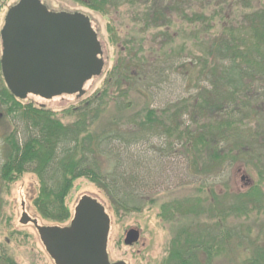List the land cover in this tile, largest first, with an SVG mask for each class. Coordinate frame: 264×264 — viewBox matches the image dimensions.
<instances>
[{
  "label": "trees",
  "instance_id": "1",
  "mask_svg": "<svg viewBox=\"0 0 264 264\" xmlns=\"http://www.w3.org/2000/svg\"><path fill=\"white\" fill-rule=\"evenodd\" d=\"M10 1L0 0V22ZM73 1L103 16L128 6L134 24L143 23V33L158 31L154 40L159 44L152 47L153 55L138 58L137 54L144 52L143 42L135 53L134 43H126V56L107 73L102 90L82 106L65 111L75 119L69 125L63 124L44 106L23 104L4 82L0 87V107L4 110L2 116L11 121L13 132L2 141L5 158L0 163V182L12 184L25 174L35 175L39 188L33 208L42 220L57 226L73 218L68 197L76 181L81 179L104 190L118 211L137 213L142 210L138 199L157 185L151 170L140 160L125 159V151L144 145L152 137L162 140L166 136L169 142L162 146L169 147L170 152L175 147L181 148L184 155L190 156L187 163L193 168L194 176L203 180L199 190L209 187L206 183L212 178L217 179L226 192L219 197L211 189L215 196L213 202L187 199L161 207V216L166 220L180 213L207 215L209 220L216 221V225L198 229L196 234L184 230L185 236L180 235L173 243L175 249L165 264H213L219 252L232 251L233 233L225 232L219 240L221 222L261 211L264 205V8L255 11V0ZM190 1L215 4L218 10L212 15L189 14ZM12 6H8V10ZM236 9L244 11V24L239 29L230 25L216 32L209 40L205 57H197L187 49L202 67L201 80L192 83L196 92L190 99L168 103L162 109L137 112L132 121L135 125L127 133L126 130L94 132L105 112V99L110 90L123 92L133 86L151 96L163 84H168L169 71L176 72L177 66L180 68L186 44L179 46L178 51L173 49L172 39L176 33L171 35L170 32L177 21L180 27L183 23L192 27L200 24V30L210 34L224 10L231 11V17ZM109 32L111 42L116 44L111 26ZM117 108L127 111L131 105L120 103ZM185 113H190L192 129L185 124ZM101 156L112 159L113 167L105 172L98 162ZM252 161L259 165L256 167L258 181L245 191L230 192L227 182L221 181L222 177L227 178L226 170L241 162L252 166ZM250 245L252 247V243ZM5 249L0 248V264H16ZM245 264H264V247L256 240L252 258Z\"/></svg>",
  "mask_w": 264,
  "mask_h": 264
},
{
  "label": "rangeland",
  "instance_id": "2",
  "mask_svg": "<svg viewBox=\"0 0 264 264\" xmlns=\"http://www.w3.org/2000/svg\"><path fill=\"white\" fill-rule=\"evenodd\" d=\"M19 0H11L8 6L16 4ZM49 10L54 12H80L92 21L94 30L98 33L99 40L102 45L103 59L105 61L104 72L100 77L89 81L84 90L86 94L83 97L77 96H61L51 101L43 100L36 96H29L23 104H33L34 106H44L52 110L57 119L63 124L69 125L75 121L74 117L69 116L65 111L72 107L82 106L85 101L90 100L98 91H101L107 76L117 64L121 57L126 56L125 45L128 42L134 43L135 53L139 45H144V52L137 54L138 58L150 57L152 47L159 44L155 41L157 30H149L143 33V23L135 25L132 10L128 6H123L118 10H111L109 15L103 16L97 12L91 11L73 0H41ZM190 1L192 12H203L207 15L214 14L218 10L215 4L208 5V2ZM8 6L4 9L0 27L4 24ZM264 8V0H255L253 9L255 11ZM231 12V11H230ZM224 10L222 15L217 18L215 29L208 34L201 31V25L196 26L180 22L170 30L171 35H175L173 49L179 50V46L186 44L184 54L180 59V68L177 71H169L168 84H163L161 88L156 89L151 96L143 93L138 88L129 86L128 90L119 92L112 89L108 92L105 99V112L102 119L95 125L94 132L106 131H125L129 130L135 123L133 121L137 112L148 109H162L168 103H175L182 99H190L196 92L192 83L201 80L199 76L202 67L193 60L192 51L197 57L203 58L207 55V47L209 40L216 32L224 31L225 27H234L239 29L243 23L242 9L233 11V15ZM228 19L224 20V16ZM230 17V18H229ZM244 24V23H243ZM113 28L115 42H111V33L109 27ZM183 29V31H182ZM193 30V33H192ZM166 44V43H164ZM2 43L0 38V54ZM190 50V52L187 51ZM191 55H190V54ZM195 62V65H193ZM135 73V71H134ZM174 80V81H173ZM170 82V83H169ZM172 82H175L172 85ZM4 84L0 66V87ZM202 84V81H201ZM102 93V92H101ZM122 94V97L119 96ZM121 97V98H120ZM131 105L127 111L118 110L117 105ZM188 112H191V110ZM4 110L0 107V163L4 162L5 155L2 151V141L12 131V123L2 115ZM185 124L190 129L194 127L190 119V113L183 116ZM164 141H166L164 143ZM174 140H172L173 142ZM169 142L166 139L160 140L152 137L144 145L138 146L130 152L125 151V159L143 162L153 173L156 188L148 190L138 199V205L142 206L140 212L126 213L118 211L110 202L107 193L97 187L95 184L81 179L76 181L73 190L68 197V205L72 216L76 206L81 198L85 195L96 198L102 203L111 217V230L109 236L108 253L111 262L125 261L127 264H165L172 253L173 243L178 237L185 236L184 232L196 234L198 229L212 227L216 225V221L209 220L207 215L195 216L193 214L176 213L171 220H166L161 216V207L167 203H173L184 200H203L214 201V195L211 189L219 197L226 192L221 183L217 179H212L206 183L209 187L200 189V178L194 176L193 168H190L187 161L190 156L184 155L183 150L176 148L170 152L169 147L162 146ZM171 143V142H170ZM112 159L107 157H98V162L105 172L113 167ZM153 163V164H147ZM190 162V161H189ZM256 163V162H255ZM252 161L251 165H245L243 162L235 164L226 170L227 178L222 177L221 181L227 182L230 192H242L248 189L254 182L258 181L257 166ZM259 169L261 167H258ZM246 177V180H242ZM215 178V177H214ZM39 181L33 174H25L15 183L9 184L0 182V248H6L7 254L15 261L16 264H55L47 253L40 236L34 225H22L20 220L24 210L30 217L37 219L41 225L53 226V224L42 220L34 210L32 202L38 194ZM264 189V185H263ZM144 195V196H143ZM207 207L209 206L206 203ZM24 206V207H23ZM72 219L65 225L70 224ZM57 226V225H55ZM130 229H138L141 232V238L138 243L133 246L125 245L126 233ZM219 232V240L223 233L230 232L232 234V251L219 252L218 256L213 260V264H245L246 260L252 258L254 250V241L256 240L260 247H264V205L261 211H251L248 216L241 218H231L226 223L221 222ZM186 230V231H184ZM184 231V232H183ZM184 238L181 237V240ZM222 242V239H221ZM252 247H251V243ZM183 242L182 244H184ZM203 255L200 256L202 260Z\"/></svg>",
  "mask_w": 264,
  "mask_h": 264
},
{
  "label": "water",
  "instance_id": "3",
  "mask_svg": "<svg viewBox=\"0 0 264 264\" xmlns=\"http://www.w3.org/2000/svg\"><path fill=\"white\" fill-rule=\"evenodd\" d=\"M0 36L3 79L22 101L30 95L44 100L83 97L86 83L104 70L98 34L83 13L54 12L41 0H19L6 13ZM20 223L34 225L55 264H127L111 262V218L91 196L81 198L67 226L41 225L24 208ZM140 238V230L130 229L125 245L133 246Z\"/></svg>",
  "mask_w": 264,
  "mask_h": 264
},
{
  "label": "flooded vegetation",
  "instance_id": "4",
  "mask_svg": "<svg viewBox=\"0 0 264 264\" xmlns=\"http://www.w3.org/2000/svg\"><path fill=\"white\" fill-rule=\"evenodd\" d=\"M124 242H125V240H124Z\"/></svg>",
  "mask_w": 264,
  "mask_h": 264
}]
</instances>
